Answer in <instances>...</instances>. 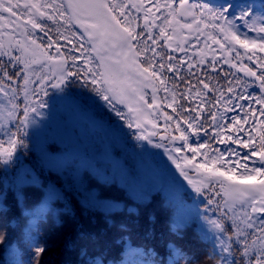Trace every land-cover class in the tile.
<instances>
[{"label":"trees","instance_id":"16d2710c","mask_svg":"<svg viewBox=\"0 0 264 264\" xmlns=\"http://www.w3.org/2000/svg\"><path fill=\"white\" fill-rule=\"evenodd\" d=\"M55 2L59 9L56 22L38 19L44 30L25 29V36L35 39L40 48H59L62 62L66 60V71L83 70L85 60H89L87 67L102 72L89 38L75 23L66 0ZM136 2L134 8L129 0H102L103 4L117 6L109 15L121 21L120 28L127 17L134 32L142 34L131 41L141 69L147 62L136 52L144 48L149 28L158 44L151 40L147 43L163 56L175 57L163 61L157 57L155 61L166 65L162 75L166 77L167 92L159 80L146 73L162 112L172 117L166 121L170 136L177 139L174 146L180 149L175 157L183 155L188 164L187 160L195 156L190 165L202 174L206 172L196 165L207 164L221 170L232 167L213 161L219 154L216 149L229 160L240 159L255 149L252 145L240 147L227 137L239 136L245 141L251 137L258 146L264 133V116L260 115L264 104L256 102L264 100V89L256 77L241 70V66H247L257 76L264 74V66L257 67L261 64L257 57H264V51L257 49L253 55L239 44L229 43L220 30L226 21L211 17L223 11L233 21L231 30L241 39L260 41L264 33L250 31L249 25L255 21L256 27L264 26V0H187L183 8L180 0H143V7L141 0ZM157 4L161 6L159 11ZM145 8H151L147 28ZM41 10L53 11L47 7ZM17 11L20 19L28 17V9L21 7ZM242 12L251 13L247 23L236 18ZM194 19L199 23H194ZM161 28L165 29V36L160 35ZM174 48L183 50L173 51ZM72 56L78 59H67ZM168 64L175 65L179 75L167 71ZM189 64L194 65L190 70ZM78 75L80 78L68 77L58 92L48 87L56 79L44 63L26 68L0 55V145L8 148L13 133L17 139L11 158L0 156V264H174L176 260L186 264V259H194L196 264H221L218 257L209 259L213 249L227 255L229 264L233 259L237 264H250L260 252V241L251 242L253 229L240 223L250 208L235 206L222 218L208 199L185 188L162 153L147 146L132 114L113 98L107 84H93L83 77L82 71ZM26 78L30 81L27 86ZM201 81L218 91L209 92ZM42 83L47 95L39 92ZM230 87L232 92L228 91ZM26 89L29 94L36 89L45 106L38 109L39 114L31 113L28 126L20 130L19 119L28 103ZM197 90L206 96L194 99ZM173 93L177 103H172ZM104 94L109 95V101L103 99ZM239 96L248 99L241 100ZM229 98L232 102L226 104ZM13 104L18 107L13 109ZM225 105L233 110L225 111ZM196 106H200L199 112L190 111ZM9 111H14V117L8 115ZM213 113L217 114L216 121L212 120ZM197 116L199 119L189 128L190 118ZM233 118L247 119V124L242 125L244 132L221 128L231 127ZM177 123L188 137L187 145L179 138ZM240 127L236 125L237 129ZM202 144L209 147L200 148ZM190 147L200 151L194 154ZM230 151L240 156H228ZM242 163L249 168L262 166L256 156ZM241 171L238 169L237 175ZM259 218V214L254 217ZM212 220L222 223L233 236L230 254L220 252L223 236L210 223ZM237 225L245 236H235ZM237 239L247 240V255H242L243 246L236 244ZM38 247L45 251L38 253Z\"/></svg>","mask_w":264,"mask_h":264},{"label":"snow or ice","instance_id":"6c2138e0","mask_svg":"<svg viewBox=\"0 0 264 264\" xmlns=\"http://www.w3.org/2000/svg\"><path fill=\"white\" fill-rule=\"evenodd\" d=\"M187 3V0H180V6L181 8L184 7V5ZM86 5H81L79 3L69 4V8L73 10V16L78 18L77 15V9L81 7H85ZM100 8L106 9L108 13H111L116 5H110V4H100V5H94ZM170 5H164V7H169ZM25 8V9H35V13L29 12L28 14V19L24 21L25 25L30 24L33 29H39L41 31L44 30V25L40 24L37 22V19L35 16L38 14V17L40 19H48L52 20L54 23L56 22V13L59 11V9L56 7V2L55 0H52V3H47V0H45L44 4H38V3H24L21 5L19 3V0H16V2H13V0H0V21L7 20L8 17H5L2 15L3 13H7L9 17H15V20H11L10 23L16 24V21L20 19L21 13L18 12L17 10L19 8ZM47 7L52 9L53 11L51 13H46L45 11H42L41 9ZM63 5H60V8H62ZM121 9H123V5H120ZM141 7H143V0H141ZM160 5L157 4L156 8L157 11L160 10ZM230 7V6H229ZM145 27H149L148 25V14L151 13V8H145ZM60 15L63 16L64 13L60 12ZM121 15H123V11L121 12ZM171 15V13H170ZM251 15V13H241L239 17H236L240 20H243L247 23V16ZM212 19H219V20H224L226 21V24L222 25L220 30L224 32V39L227 40L229 43L235 42L236 44H239L240 47L246 49L249 52H252L253 55H255V51L261 50L264 51V39H261L260 41L256 40H248L247 38L241 39L239 35H237L236 32L232 31V24L233 21L228 19V16L224 14L223 11H221L218 14H213ZM111 21L114 22L117 26L121 25V21L115 16H111ZM125 23L123 26L120 28V32L117 33L118 39H120L123 42V45H126L129 50H132L134 48V45H132L131 41L137 40L142 36V34L135 33L134 30L132 29V21L128 20L127 17H125ZM166 23H170V21H166ZM194 23H199V21L194 19ZM19 26V25H17ZM182 27H189L191 28V25H181ZM92 28H97V25L93 24L91 25ZM108 27H111V25H108ZM249 30L250 31H256L258 33H264V26H259L256 27L255 21L251 25H249ZM85 31L87 32L88 36L90 39H93L94 34L92 32H89L87 28H85ZM111 33L105 31H101L98 33L99 36L103 37L105 35H110ZM47 35V32L45 33ZM160 35L165 36V29L161 28L160 29ZM51 39V37H49ZM168 39H171V37H168ZM148 40L152 41V44H158V40L154 39L153 36L151 35V31L149 28V35L147 36L146 39L143 40V44L145 45L142 50H138L136 52L137 56H144L145 61L147 62V66L142 69V73H148L151 77H153L156 80H159L161 85L164 86V91H168L167 85L165 83L166 77L162 75V73L165 70L166 65L163 62H160L158 65L155 63L157 57L160 58L161 61L164 59L167 60H174L175 57L172 56H163L161 53L157 52L155 48H153L151 45L147 43ZM219 43V41H216ZM31 43L33 45H36L37 48L40 47V45L36 44V40L32 39ZM71 43V41H69ZM51 46V45H50ZM2 47V46H0ZM75 47V46H74ZM221 47L223 48L224 45L221 44ZM79 50V49H76ZM95 44L93 47V51H95ZM173 51L176 50H183V49H172ZM69 51H72V49H69ZM57 52L60 54L61 57H63V53L60 52V49H57ZM147 53H151V56L146 55ZM83 53H81V56ZM239 56V53L237 54ZM51 58V57H50ZM249 59H252L251 56L248 57ZM14 59L19 60V57H14ZM67 59H71L73 62H75L78 58L75 56L68 57ZM257 59L261 60V64L257 65V67L264 66V57H257ZM25 67L27 68L29 66V62H24ZM35 60L30 61V63H35ZM135 62V61H133ZM226 63H229V61H225ZM88 63H90L89 60H85L84 62V69L83 70H77V72L73 71H66L65 70V65H66V60L62 63L59 64V75L56 77V80L52 82L51 84L48 85V87L51 88H61L62 85L64 84L65 80L68 77H77L80 78L78 75L81 71L83 72V77L91 79V82L93 84H99L101 81L104 84H110L111 82V74L110 72L103 71L97 73L94 71L92 68L87 67ZM233 67H236V65H232ZM194 67V65L189 64L188 68L189 70ZM215 70V68H213ZM241 70L244 71L245 75L256 77L260 82H261V88L264 89V74H261L260 76L256 75V72L248 68L247 66H241ZM167 71L169 72H176L177 75H179V70L175 65L168 64L167 65ZM89 73L91 74L89 76ZM5 76H7V73H4ZM9 79H12V77H8ZM148 77L146 76L145 79ZM29 79L24 80L25 86L29 84ZM200 83H203V87L205 89H208L209 92L213 91H218V89H213L209 87V84L206 82L201 81ZM194 87V86H193ZM0 91H3V89H0ZM13 91H15L13 89ZM102 92H104V89H101ZM108 91H113V89L109 88ZM229 92H232L233 89L230 87L228 89ZM39 92H43L45 95H47V90L44 87L43 83L40 86ZM189 94H192V88L188 89ZM206 96V93H203L200 90H197L193 98H200L203 99ZM220 99H223V92L219 93ZM25 99L28 101V103L25 105L23 109V113L21 118L19 119V125L22 126L20 130H23V128H26L30 122V114L31 113H38L39 108H43L45 106L44 101L39 98V93L36 89H33L31 91V94L25 90ZM103 99L105 101H109L110 97L107 94L103 95ZM155 100V96L153 97ZM238 99L241 100H246L248 97L246 96H239ZM255 99V98H254ZM231 98H229L226 102V104H231ZM257 103L264 104V100L256 99ZM172 103H177L176 95L173 93L172 94ZM151 106V105H150ZM171 106V105H168ZM18 106L13 104L12 108L15 109ZM225 111H230L233 109H229L226 105ZM131 110V109H130ZM200 106H196L190 109V111L194 112H199ZM173 111H176L175 108H173ZM254 114V113H253ZM8 115L10 117H14V111H9ZM161 115L164 116L165 119L167 120H172L171 116H168L166 113H161ZM260 115L264 116V108L260 110ZM192 119V123L188 124L189 128L193 127V124L197 122L199 117L197 116L196 118H190ZM217 119V114L213 113L212 115V120L216 121ZM187 122V121H185ZM247 119H239V118H233L231 127H227L225 125H221V128L226 130V131H237V132H244L245 129L242 126L243 124H247ZM236 125H241L240 128H236ZM261 126L264 127V121H261ZM131 127V125H129ZM137 127H140L139 124H137ZM155 127V125H153ZM176 130L181 131V136L179 137L180 139H183L185 142V145H187L188 137L183 133V131L180 129L179 123L176 125ZM156 133H151V135H155ZM142 139H146L147 137L141 135ZM173 139H176V137H173ZM227 140L231 143L237 144L240 147L243 148H249V145H252V147L255 149L254 151H250V153L245 154L242 156L240 159L236 160H229L225 156L224 153L219 152L218 149L215 151L218 152L219 154L213 157L214 162H219L221 164H231L233 165L232 167H225L223 170L220 168H215V167H209L207 164H198L196 167L198 169H203L204 172L209 173L207 177L202 181V183H209L215 180L216 183H218L224 191V195L226 197L224 204L225 207L229 210L232 211L237 203L239 204H247L248 207L250 208V211L245 212L244 216L245 219L241 220L240 223H242L246 228L248 229H253V234H252V244H256V241H260V252L259 254L254 258L253 261L250 262V264H264V133L261 134L260 136V142L259 145L257 146L254 142V139L249 137L247 141L244 139L240 138L237 136L236 138H233L232 136L227 137ZM151 142V141H149ZM218 142H223V141H218ZM17 144V139L15 137V133L12 134L10 140H9V147L8 148H3L2 145H0V156H3L7 159H10L13 151L15 149V146ZM159 147V145H157ZM204 147H209L207 144H202L200 145V148ZM200 148H189V151L195 153H198L200 151ZM177 152L180 151V149H176ZM206 155V154H205ZM228 156H240L239 153H236L234 151H230L228 153ZM252 156H256L261 163V167H253L249 168V166L245 163H242V160H249L251 159ZM187 159V158H186ZM195 159V156L191 160H187L188 164H192L193 160ZM6 162V161H5ZM177 167H180V162H176ZM242 169L239 175H237V170ZM181 174L185 175L183 173V170L181 169ZM192 181H189L191 183ZM196 191H201L200 188H196ZM259 214V219H254V217ZM210 223L214 226L216 230H218L223 238L220 239V252L225 253V254H230L231 250L234 247L233 241V236L228 233L222 223H220L217 220H212ZM235 231V236L237 238L241 236H245L246 233L237 225L234 229ZM236 244L242 245L243 246V252L242 255H247L248 254V249L249 245L247 240L240 241L237 239ZM45 249L43 247H38L37 252L38 253H43ZM237 251H239V248H237ZM219 258L221 261V264H229V261L227 259V255H220V253H217L215 249H213L212 254L209 255V259H216ZM174 264H179V260L174 261ZM186 264H196V261L194 259H186ZM231 264H237V262L233 259ZM243 264V262H241Z\"/></svg>","mask_w":264,"mask_h":264},{"label":"rangeland","instance_id":"374dc122","mask_svg":"<svg viewBox=\"0 0 264 264\" xmlns=\"http://www.w3.org/2000/svg\"><path fill=\"white\" fill-rule=\"evenodd\" d=\"M129 1L135 8L137 4L136 0ZM13 2H16V0H13ZM26 2L37 3L34 0H19L21 5ZM66 2L68 5L70 3L86 5L76 10L78 18L73 16V10L70 9L73 19L88 38L89 36L85 28L94 34L93 39L89 38V41L92 48L95 44L96 50L94 52L100 62L102 72L107 70L111 74V82L107 84V87L108 89H113V91H110L113 98L132 114L135 127L139 134L147 137V146L162 153L170 162L174 174L177 178L181 179L185 188L200 197L208 199L218 214L224 218L230 211L224 204L226 197L223 189H221L220 185L216 183L215 180L209 183H202L209 174H202L190 164H186L184 156L180 153L178 154H180L181 157L178 154V156L175 157L174 153H176V147L174 143L177 139L173 140V136H170L171 131L168 123L164 116L161 115L163 112L158 101L155 87L149 76L146 73H142V69L136 61L133 50H129V48L123 45V42L118 39L116 34L120 32V27L111 21V16L106 9L94 6L103 4L102 0H66ZM28 12L35 13V9H28ZM2 15L8 17V19L0 21V46H2L0 47V55L6 58L8 57L13 64L21 66L25 65L22 61L29 62V65L44 63L51 75L56 79L59 75V64L62 63L60 54L57 50L51 49L50 47L48 49L37 48L36 45L31 43V40L24 34L25 29L32 28L30 24H24V21L28 19V17L19 19L16 21V24H12L10 21L15 20V17H9L7 13H3ZM35 18L37 20L40 19L38 14ZM150 22L151 19L148 17L149 26ZM93 24L97 25V28H92L91 25ZM108 25H111V27H108ZM105 30L111 34L103 37L98 35L99 32ZM14 57H19L20 59L17 60L14 59ZM226 58H228V56ZM32 60L36 62L30 63ZM146 76L148 77L147 79H145ZM62 87L56 88V90L60 92ZM154 96L155 100L153 99ZM137 124H139L140 127H137ZM153 125H155V127H153ZM151 133L156 134L151 135ZM159 135H163V139H159ZM155 138H157L159 142ZM157 145H159V147ZM176 162H180L179 168ZM181 169L185 175L181 174ZM189 181L192 182L189 183ZM196 188H200L201 191H196ZM239 205L248 207L247 204L239 203L235 206Z\"/></svg>","mask_w":264,"mask_h":264},{"label":"water","instance_id":"95a60500","mask_svg":"<svg viewBox=\"0 0 264 264\" xmlns=\"http://www.w3.org/2000/svg\"><path fill=\"white\" fill-rule=\"evenodd\" d=\"M158 138H159V139H163V135H159Z\"/></svg>","mask_w":264,"mask_h":264}]
</instances>
